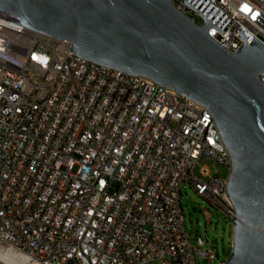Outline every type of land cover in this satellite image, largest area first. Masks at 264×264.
Here are the masks:
<instances>
[{
	"label": "built area",
	"instance_id": "obj_1",
	"mask_svg": "<svg viewBox=\"0 0 264 264\" xmlns=\"http://www.w3.org/2000/svg\"><path fill=\"white\" fill-rule=\"evenodd\" d=\"M209 1L233 20L209 37L234 54L242 27L264 45V0ZM201 158L230 168L207 108L0 18L1 247L34 264L211 263L216 254L189 241L182 185L231 219L234 208L228 178L194 174Z\"/></svg>",
	"mask_w": 264,
	"mask_h": 264
},
{
	"label": "water",
	"instance_id": "obj_2",
	"mask_svg": "<svg viewBox=\"0 0 264 264\" xmlns=\"http://www.w3.org/2000/svg\"><path fill=\"white\" fill-rule=\"evenodd\" d=\"M183 2L203 25L172 0H0V18L207 108L230 159L226 196L234 218L230 255L221 264H264V84L257 78L264 45L240 27L243 45L229 53L207 31L223 34L233 20L209 0Z\"/></svg>",
	"mask_w": 264,
	"mask_h": 264
},
{
	"label": "rangeland",
	"instance_id": "obj_3",
	"mask_svg": "<svg viewBox=\"0 0 264 264\" xmlns=\"http://www.w3.org/2000/svg\"><path fill=\"white\" fill-rule=\"evenodd\" d=\"M198 23L202 20L194 16ZM202 168L209 170V176L202 174ZM194 174L205 181L211 178H228L229 169L210 158L197 160ZM181 209L184 216V227L192 247H200L204 251L212 250L216 258L209 263L207 258L196 257L195 264H221L230 255L232 240V219L221 209L204 197L197 194L189 182L181 188ZM200 239L209 240V244L200 245ZM152 264H157L153 262Z\"/></svg>",
	"mask_w": 264,
	"mask_h": 264
},
{
	"label": "bare ground",
	"instance_id": "obj_4",
	"mask_svg": "<svg viewBox=\"0 0 264 264\" xmlns=\"http://www.w3.org/2000/svg\"><path fill=\"white\" fill-rule=\"evenodd\" d=\"M0 258L10 264H34L31 263L25 255L13 249L3 248L1 246H0Z\"/></svg>",
	"mask_w": 264,
	"mask_h": 264
}]
</instances>
